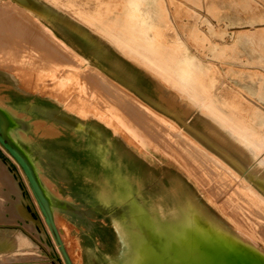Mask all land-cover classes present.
<instances>
[{
	"label": "crops",
	"instance_id": "1",
	"mask_svg": "<svg viewBox=\"0 0 264 264\" xmlns=\"http://www.w3.org/2000/svg\"><path fill=\"white\" fill-rule=\"evenodd\" d=\"M13 1L22 4L20 0ZM153 1L157 6L158 1ZM22 5L39 10L44 15L42 21L56 31L62 42L94 63L125 93L115 100L104 95L108 107L118 112L102 113L96 110L97 97L92 99L93 84L89 81H85L89 96H82L60 90L59 82L53 85L41 80L39 83L38 70L33 68L24 78L0 70L2 129L5 134L6 129L9 130L15 137L9 140L31 166L53 217L56 214L97 217L101 222L98 230L114 233L117 239H114V248L122 249V240L113 228L115 221L125 229H133L127 223L130 210L124 201L130 198V193L135 198L137 193H149L169 176L191 188L195 200L217 220L200 200L192 181L177 176L175 166L164 164L157 154H151L150 149L135 140L147 133L146 120L161 131L155 138L164 145L168 143L170 152L177 151V145L186 150L191 145L230 176L238 178L236 180H247L264 199V97H239L241 93L237 89L222 88L218 78L216 83L210 84L207 74L195 75L194 84L185 82L178 73L190 65L194 71L203 73L209 67L203 64L205 59L199 61L188 47H184L178 57H173L168 47L163 49L152 39L132 43L137 36L129 33L130 44L125 45L141 50L148 65L170 76L163 80L119 47L118 43L123 41L120 37L96 32L89 26V19L86 21L58 9L50 10L43 0L40 7L31 0H23ZM85 16L88 18L87 13ZM130 17L127 16L125 31L137 30V25L141 27ZM14 24L17 34L13 36L20 39L25 29H20L17 21ZM40 28L44 32L43 27ZM25 35L28 39V31ZM35 45L52 54L59 50L56 45L49 42L45 45L40 40ZM187 52L186 61L190 65L187 62L183 68H177V62ZM41 60L44 62L41 61L40 72L44 73L48 59ZM174 68H177L175 72ZM168 135L181 138L171 142ZM128 184L133 186L130 193ZM26 189L32 198L28 185Z\"/></svg>",
	"mask_w": 264,
	"mask_h": 264
},
{
	"label": "rangeland",
	"instance_id": "2",
	"mask_svg": "<svg viewBox=\"0 0 264 264\" xmlns=\"http://www.w3.org/2000/svg\"><path fill=\"white\" fill-rule=\"evenodd\" d=\"M3 1L0 0V4H3ZM31 1L40 7L42 0ZM43 1L48 4L50 10L58 9L86 21L89 19V26L98 33L109 36L114 34L120 37L123 41L117 42L119 47L132 54L133 58L149 67L163 80L170 76L164 75L158 69L148 65L142 58L141 50L130 49L125 45L130 44L127 39L130 36L129 33L137 36L135 41L131 40L132 43L151 42L152 39L161 48L167 50L168 47L170 55L173 57H178L184 46L188 47L189 51L196 54L195 57H198L199 61L205 59L203 64H208L209 67L203 73L196 69L194 71V67H184L187 62L190 65V62L186 61L188 57L186 56L178 68L184 67L185 70L193 71L197 77L207 74L210 84L216 83L218 78L223 86L227 84L226 87L224 86L227 91L236 90L235 85L244 83L251 85L249 88L256 90L260 86L261 79H264V0H157V10L153 9L156 12L146 11L149 13L146 16L150 25L148 33L143 32L139 25H137V30H123L126 29V26L128 27L126 25V9L129 8L127 0ZM10 3L14 5L13 7L20 8L16 2L11 1ZM140 7L148 10L145 1H141ZM0 8H2L1 5ZM21 10L23 9L21 8ZM7 13H0V43L9 46L0 48V70L6 74L7 72L13 73L12 75L24 78L25 73L31 74L33 68L38 70L39 83L41 80L49 81L53 85L59 82L60 90L72 94L78 93L82 96H89L90 89L86 87L85 82L89 81L93 84L90 95L93 100L95 96L97 97L96 110L102 113L118 112L114 107L112 110L110 105L108 107L103 96L108 95L115 100L125 93L110 82L94 63L82 60V56H79L64 40L62 42L56 31L46 21L42 22L45 36L50 44L59 47V50L53 54L46 52L43 48H35L33 44L13 36L17 34V30L15 31V27H13L14 17L9 15V11ZM86 13L88 18L85 16ZM140 16L144 18L143 12L138 14V18ZM16 21L19 28L23 30L24 27L20 20ZM214 30L221 31V35L211 33ZM245 33L248 36V42L235 44L233 40L235 35L242 36ZM51 40L54 42L51 43ZM210 44L217 46L218 49L215 51L218 54L217 57L207 54L211 51L205 48ZM224 48H226V53ZM221 56H225L223 60H221ZM41 58L48 59V68L44 70V73L40 72ZM229 67L230 70H234L233 72L253 75V79L240 82L232 78L230 84L228 83L230 80L227 82L225 80L227 78L225 71ZM239 92L241 93L239 97L243 95L244 97H256L253 93ZM146 122V127L149 126L148 130L146 129L147 133L141 136L142 138L134 139L144 144L146 149H150L151 154H157L164 164L175 166L174 171L177 176L187 177L189 181H192L200 200L219 222L227 225L231 230L237 231L239 236L249 237L248 240L240 242L241 245L244 244L245 247L243 245L242 247L249 252V255L256 256L258 255L256 253H259L258 257L262 255L263 258L264 199L260 194L254 191L247 180H236L238 178L230 176L216 162L203 156L191 145L187 146L188 150L184 146L177 145V151L173 149L170 152L166 141V145H164L163 142L155 138L162 134L161 131L159 132L149 120ZM11 136L15 138L12 134ZM166 137L171 142L181 138L171 135ZM2 152L0 151V180L2 184L0 185V264L64 263L52 232L44 217H41L43 215L39 207H36L38 205L36 200L33 195L31 198L24 192L25 185L21 182L25 181L27 184V181L22 178H25L23 172L20 168L17 170ZM15 187H19L20 192L16 193ZM17 200L22 201L21 204L18 203L20 205L15 204L18 202ZM27 204L30 211L24 207ZM23 208L25 215L22 212ZM37 218L38 220H36ZM53 219L73 264H109L107 256L120 251V248H114V239L117 240L114 233L109 230H98L101 222L97 217L91 215L63 217L56 214ZM47 235L51 237L49 238ZM109 241L110 243H108Z\"/></svg>",
	"mask_w": 264,
	"mask_h": 264
},
{
	"label": "bare ground",
	"instance_id": "3",
	"mask_svg": "<svg viewBox=\"0 0 264 264\" xmlns=\"http://www.w3.org/2000/svg\"><path fill=\"white\" fill-rule=\"evenodd\" d=\"M11 1L4 0L3 4H0L2 7L0 8V13L8 14L7 12L9 11V15H12L14 17V23L17 19H19L20 22L23 24L25 31H28V39L25 38L26 35L24 31V34H22L20 40L26 41L27 43H32V41H35V44H37L40 40L43 44L46 45L48 43V38L45 36V31L42 32L40 28L43 25L41 16L44 15L41 14V12L37 9L32 10L31 6H29L28 9L27 7L22 5L23 0H20L22 4L17 3L18 4L17 6H19L20 8L13 7L14 5L10 3ZM141 1L143 2L145 1V4L147 6L146 9L148 10L142 9L140 7ZM127 2L129 4V8L126 9V14H127L126 16H131L130 18L135 20L138 24H141L142 30L145 33H148L150 25L149 22L147 21L146 16L149 13H147L146 11L156 12L155 10H153V9L157 10L156 5L153 4L154 1L127 0ZM21 8L23 10H21ZM142 12L144 14V18H142V16L138 18V14ZM14 25L15 24H13V26ZM31 28H33L34 31L36 32H33ZM127 30L128 31L134 30V28ZM212 32L221 35V31L219 30L211 31V33ZM233 40L235 44L243 43L244 41L248 42V36L246 35V33L243 34L242 36L235 35ZM52 42L54 41L51 40V43ZM16 43L18 44V42ZM35 44L33 43V46L35 48H41L40 45H35ZM215 44L207 45L205 48V49H210L211 53H207V54H210L211 57L218 56V54L215 53V51H217L218 49ZM2 47L6 48L9 46L0 43V48ZM225 50L226 48H224V52L226 53ZM188 53L189 52H187L185 56H183L177 62L178 66L183 62L184 58L187 56ZM224 57L225 56L223 57L221 56V60H223ZM82 60L88 61V59L86 58H83ZM177 68H174L173 71L175 72ZM230 69L231 68L229 67L225 71V73L227 74V78L225 80L226 82L230 80L228 81V83L230 84L232 78L239 80L240 82L241 81L246 82L247 79L251 81L253 79V75L233 72L234 70H230ZM178 76L182 78L185 82L188 83L192 82V84L196 82L193 71L185 70L182 73L181 72L178 73ZM244 84L235 85L234 87L237 90L243 91L245 93H253L255 94L256 97L259 98L264 97V79H261L260 86L256 90L249 88L251 87V85L246 83ZM226 85L227 84H225L224 86L226 87ZM6 133L9 139L14 140L9 130L6 129ZM0 151H3L2 153L6 155V157L9 159V161H11V163H13L14 167L17 170L21 169L18 163L13 159V157L5 150V148L1 144H0ZM240 153L241 152L239 151V154ZM5 161L7 160L5 159ZM21 172H23L22 169ZM22 178L27 181V184L25 183V181L21 182L23 185H25L24 187L25 191L23 189L22 190L26 192L27 195L30 194L27 193L28 189H26L27 188L26 185H28L33 195V192L29 186L26 176H25L26 179L24 177ZM21 183L19 182V184ZM126 187H128L129 193L133 191V186L131 184L126 185ZM14 191L18 193L20 192V188L15 187ZM135 195H137L136 198L133 197V195H131L130 193L129 194L130 198L124 201L128 203V207L130 210V216L128 217L127 223L131 225L133 229H125L121 226V224H119V221L117 222L115 221L113 228L114 229L116 228V230L114 231H117V233L119 234L122 240L123 248L120 249V251L117 254L108 255V256L106 255L107 263L109 264H264L263 262L264 257L262 258V255L258 257L259 253H256L254 251L258 255L253 256L252 254L250 256L249 252L242 247V245L244 246V244L241 245L240 242L243 240H248L249 237L239 236L237 231L230 230L228 227L224 226L223 224L215 220L213 217L209 216L208 212L205 209H203V206L200 205L195 200L194 191L188 186H183L177 179H174L172 177L169 178L168 176L165 179V181L162 180L161 183L155 185L154 188L149 193L146 194L137 193ZM28 196L30 197V195ZM19 202L20 201H18L17 203L15 202V204L20 205L22 201L20 202V204H18ZM24 205H26L25 202ZM34 205L36 204L34 203ZM24 207L27 208L28 204L27 206ZM36 207L38 208L39 206L37 205ZM28 208L30 209V207ZM22 212L25 215L24 208ZM36 220H38V218ZM135 228H138L139 230H141V232L136 230ZM51 241H53L52 238ZM108 243H110V241Z\"/></svg>",
	"mask_w": 264,
	"mask_h": 264
},
{
	"label": "water",
	"instance_id": "4",
	"mask_svg": "<svg viewBox=\"0 0 264 264\" xmlns=\"http://www.w3.org/2000/svg\"><path fill=\"white\" fill-rule=\"evenodd\" d=\"M3 125H4V120L2 119V116L0 114V144L13 157V159L18 163L23 173L25 174L28 180L29 186L33 192V195L38 203L40 211L42 215L44 216V220L46 224L49 226L50 231L52 232V235L55 239V242L58 245V249L62 255L64 264H73L72 261L70 260V257L68 256V253L64 247L62 239L55 225V222H54L51 210H50L49 202L44 196L40 188V185L32 171L31 166L29 165L25 157L22 155V153L19 151V149L16 147V145L12 143L9 140V138L6 136V134L4 133L2 129Z\"/></svg>",
	"mask_w": 264,
	"mask_h": 264
}]
</instances>
